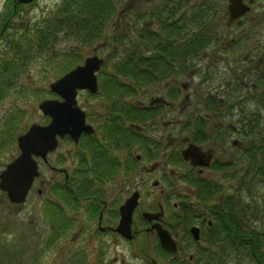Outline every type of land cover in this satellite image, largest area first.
Listing matches in <instances>:
<instances>
[{
    "label": "flooded vegetation",
    "instance_id": "1",
    "mask_svg": "<svg viewBox=\"0 0 264 264\" xmlns=\"http://www.w3.org/2000/svg\"><path fill=\"white\" fill-rule=\"evenodd\" d=\"M37 3L38 0H2L0 2L1 58H3L5 53L9 54L7 48H10V40H13L14 37L13 34L9 38L12 27L17 25V29L14 31L16 34H19L22 27H26L25 29L23 28V30H29L33 24L39 20L37 17L38 15L33 12V8L37 6ZM130 7L131 6H128V8ZM138 8L142 10L141 5H138ZM139 16L141 20V14H139ZM230 32L231 31H228L227 34ZM261 54H263V58L258 60L259 66L264 65V52ZM185 56L181 58L184 63V70L186 66L189 65V58ZM218 58L219 57L215 60L218 61ZM235 64V67H239L243 62L236 61ZM220 66L221 64L218 62L215 64H208L206 71H210L209 67L221 70ZM200 68L202 69L201 66ZM189 79L191 80L194 78L189 77ZM11 82H14V74L12 64L10 63L5 68L3 67L0 69V94L5 93V87ZM155 85L157 84H142L136 86V91L141 90V92L138 93V96L134 97L132 102L138 118L135 122V128H131L130 130L131 133L136 135V139H138V146L135 151H127L126 153L114 151H123V147L120 145L116 146V137L111 138L109 135L102 132V126L105 125V121H98L108 116L109 102L105 99V95L102 91H99L91 96L93 105H87V110L90 111L91 109L92 113L93 120H90L89 123L93 128V133L87 135V140L85 134L80 136L81 141L74 144L75 151H69L67 154H63V156L57 158L58 162H68V167H72H54L50 164L49 160L42 157L36 158L39 167L41 164L44 166L46 165L54 174L60 177L59 179L63 178L61 186L57 189L58 198L55 202V207L57 209L55 218V241L67 239L72 233H69V231L74 230L76 226H80L81 221L77 224L76 216H73L72 213L79 205L86 204L91 212L90 216H94L93 220H95V225L92 224L93 227L91 228L92 234L88 237L115 235L123 242L135 243L141 237L150 236L155 238V246L158 247L155 226L161 225L170 233L177 243V254H171V259L180 258L184 260L185 263L189 264H196L198 261H200L199 263L201 264H218L222 239L226 234V230L229 228L228 219L230 218L231 222L238 227L240 221L242 228H254L250 221L253 208L251 204H254V197H247V204H244L242 197L238 196L239 186H243L239 191L243 190V192L249 193V187L253 179L252 174H244V172L249 169L250 151H215V149H217L216 147H205L206 145L201 143L197 145L200 146L203 151L198 152L205 155V157H210L208 166L199 163L200 159L197 153H195L196 157L194 160V163L197 164H192L191 160H183L181 158L182 150L189 144L196 145V139L190 137L189 132L187 133L191 127L189 125L190 117L187 116L184 120L180 121L181 127L178 135H174L167 139L163 134L160 135L159 127L162 125L164 130V128H167L172 122L168 118V113L172 112L174 108V96H176L177 99L178 94L176 92V87L171 88L170 92L166 91L161 92L162 94H158L159 89ZM188 85L189 84L185 82L180 83L181 90L185 91L182 86L186 89ZM146 87H151L149 94H144L142 91V89ZM206 95L211 96L208 94ZM122 96L124 97V95ZM189 97V94H185L184 98L186 100L184 101L188 102ZM129 103L132 104L130 101ZM117 104H127V101L126 99H122L118 101ZM186 108L187 107H183L184 110ZM216 116L217 112H214L213 116L212 114L206 113L205 116L201 115V117H197V119H200L202 122L206 120L220 122L219 120H215L217 119ZM123 125L121 126L122 129H124ZM215 127H219V124H215ZM228 129L237 135L236 127L229 125ZM182 131L185 132L184 135H182ZM118 137L124 136L120 134ZM209 138L212 139V136L207 132L204 133L203 138L198 139V141L205 142ZM85 141L87 142V147L83 144ZM140 141L143 144L150 141L152 149H150V151H144L143 145H139ZM233 141L234 140H232V142ZM222 144H224L223 139L220 145ZM76 149H78V151H76ZM113 152L118 153V156ZM109 157L114 158L116 163L118 160L119 162H124L128 159L125 163L128 169L123 173L120 171L119 173L113 172L110 174L109 171L106 174L100 175L99 172L107 167L110 161ZM82 162L87 163L89 169L88 179H90L91 185H89L88 194L79 196L78 172L81 167H83L82 164L80 165ZM116 163L114 162V164ZM180 169H182V172H180ZM218 169L228 170V172L232 171L231 175H227V178L237 183L232 193L224 194L222 183L214 181L208 175L209 171H216ZM160 170L164 174L163 177L159 178V180L155 178L151 180V186L155 191L157 188L161 189L159 198L156 200L154 190H146L145 196L148 199L147 202L142 205L143 195L141 187L145 182V176ZM133 173L134 176L130 182L134 187L122 201L123 203L135 191L139 193L138 204L132 213L131 230L134 236L131 240H127L116 232L120 220L119 206L122 203L117 207L111 208V203L107 197V190H105V187L108 186L111 180L117 179L116 177L119 178V176L122 175L121 177L128 178ZM38 178L34 180L33 186ZM180 179L182 180V188H179V191L184 190L181 196H171V193H164V187L172 186L174 183L179 182ZM184 181L185 183H183ZM40 187L43 190L45 181L40 184ZM32 192L33 189H31L30 193ZM66 192H69L70 195L64 194ZM4 200L6 201V203L3 202L4 205L10 208L18 206L9 203L6 197ZM247 206L250 208V212L245 215V212L243 214V210ZM239 208L242 210V213L239 212ZM69 213H71V216L68 215ZM145 214H160V218H151L148 220ZM192 228L197 229V239L193 236ZM82 236L84 235H82L80 226L75 237L70 240L71 245L76 243L77 239H80ZM87 243L88 244H86L84 248L90 249L89 245L91 244L90 242ZM61 247L63 248V245H61ZM80 248H72V250H75L74 252L77 253V256L74 254L76 257L70 258V256H67L70 254L68 253L66 255L67 258L62 262L66 261V264H89V261L86 260L82 252L83 250ZM143 252L144 250L141 248L140 253ZM66 256L63 254L62 258ZM199 257L201 260H198ZM212 257L214 258L213 261ZM96 261H99L98 257H96ZM219 264H222L221 259Z\"/></svg>",
    "mask_w": 264,
    "mask_h": 264
},
{
    "label": "rangeland",
    "instance_id": "2",
    "mask_svg": "<svg viewBox=\"0 0 264 264\" xmlns=\"http://www.w3.org/2000/svg\"><path fill=\"white\" fill-rule=\"evenodd\" d=\"M1 1L2 0H0V2ZM143 1L145 0H141V2ZM151 1V5L140 3L143 5L141 8L150 9L153 7L154 9L157 0ZM204 1H209L210 3L215 2L218 4L219 9L216 6L218 35L222 32H226L222 27V9L223 11H226L227 0H187L183 6V10L179 11L185 16L186 35L184 34L182 38L179 36L175 43L176 46L184 45L183 43L188 41L190 21L187 17L190 16L192 8H195L199 3ZM127 3V0H120L119 4L118 0V3L114 6L115 13L113 19L106 22L102 35L106 37L107 33L111 32L114 28L120 29L119 26H115V17L119 11L122 12V9L125 8ZM61 4L62 0H38L37 6L33 8V12L38 15V19L40 18L38 25L43 22L46 16H49L53 9ZM252 12H254L253 16L255 15L259 17L262 14L264 15V0H257V7L254 6ZM153 22L154 21L147 17L141 19L133 28V35H136L137 31L141 30L145 24L152 30L157 29L158 25ZM152 24L153 26H151ZM180 24L182 25V20L180 21ZM258 26L264 27V23ZM16 27L17 25L12 27L9 38L13 34H16L14 31L17 29ZM18 35L19 34H16L14 36V41L18 38ZM57 38L58 40L48 53H43L40 56L38 53L34 58L35 60L28 63L19 76H16L14 82L9 83V85L5 87V93L0 94V170L6 163L15 159L19 153L16 146L17 135L27 130V128L33 123H45L46 119L44 118V115L38 110V103L43 99L55 98V95L49 91V84L59 78L67 68L63 63V54H68L70 49L78 44L76 40L66 38L65 36H61V34L59 36L57 35ZM209 44L215 46L214 41ZM220 47L221 45L219 48ZM92 49L93 47L91 44L75 48V50L78 51V56L76 57L74 64H80L83 58L91 53ZM7 52L12 55V51L8 48ZM101 53L106 54V49L101 51ZM209 54L210 61L213 62L212 58L217 55L216 47H213ZM226 56L227 55H225V57ZM227 58H231V56L228 55ZM2 59L5 60L7 58L3 57ZM189 62L193 63V60ZM220 64L222 66H220L221 70L209 67L210 71L209 74H207L206 69L208 68V63H199L202 70H200L198 75L193 77L194 79L190 80L189 77L192 78V74L189 71L181 74L178 70V67L182 65V60H175L173 64L175 68L174 72L160 82L155 83L157 84L155 86L159 89L158 94H162L161 92L166 91L170 92V89L173 87H176V92L178 94L177 99L176 96H174V108L172 109V112L168 113V118L172 122L167 128H164V130L162 125L159 127L160 135L163 134L166 136V139L178 135L181 127L180 121L184 120L187 116L190 117L189 125L191 126L190 131H192L197 127L196 124L192 125L195 118L201 117V115L205 116L206 113L212 114L204 108V99H214L217 97L222 100V105L219 111L220 114H217V119L215 120H219L220 122L210 120L204 125V132H209V135H212L216 129L222 134L220 137L216 138L212 136V139L209 138L205 142L202 141V143L206 145L205 147H216L217 149H215V151H236V149L231 146V141L232 139L239 140L241 137L239 135L234 137V135L225 128L228 124L241 127L239 116H243L245 113L244 104L241 101L240 92L237 88H234V82H236V79L232 76L233 73L226 68L227 66L225 65V62H221ZM110 70H112L111 63H107L103 72H109ZM202 76L208 77L204 78ZM182 82L189 84L185 91L181 90L180 83ZM150 88L151 87L143 88V93L149 94ZM139 92H141V90H137L134 94L127 95L125 99L128 100L130 97L138 96ZM185 94L190 95L188 102L184 101L186 100L184 98ZM206 94L211 96H207ZM77 100L78 104L86 110L87 105H93L91 98L86 92H80ZM253 105L254 104L251 103L250 107H253ZM183 107L187 108L184 110ZM250 107L247 106L248 109ZM214 111H218L217 107H215ZM88 112H91V110H88L87 113ZM215 124H219V127H215ZM125 125H127V123ZM260 125L264 129V111L261 114ZM184 134L185 132L182 131V135ZM222 139L224 140V144L220 145ZM137 146L138 144H132V146L126 150L114 151L125 153L129 150L136 149ZM147 148L150 149L149 147ZM69 151H75L72 144L69 142L62 143L56 152L51 156H48L50 164L54 167L61 166L62 168H71L72 166L68 167V162H58L57 160V158L63 156V154H67ZM76 151H78V149H76ZM113 153L118 156V153ZM180 172H182V169H180ZM40 173V177L36 181L33 192L29 195L27 201L23 205L13 208L4 205V203H6L4 200L5 196L0 192V248L3 249L2 252L4 255L2 256H8V254H11V264H66V261H62L67 258V256H70V258H75L77 256V253L74 252L75 250H72V248L80 247H83L80 249L83 250L82 252L86 260L89 261V264H145V261H147L146 258L155 257L154 248L156 240L154 237H141L135 243L123 242L115 235L88 237L92 234L91 228L93 227L92 224L95 225V220H93L94 216H90L91 212L86 204L79 205L72 213L73 216H76L77 224L81 221V224H79L81 226L82 235L86 237L82 236L80 239H77L76 243L71 245L70 240L75 237L78 228H80V226H76L74 230L69 231V233H72L68 236V240L61 239L60 241H55V237L51 231V225H56V219L54 215H50L48 207L56 208L55 202L58 198L57 189L61 186L63 178L59 179L60 177L58 175L54 174L46 165L44 166L42 164L40 165ZM163 175L164 174L160 170L151 175L145 176V182L141 187L143 195L142 205L145 204L148 199L145 196V191L154 190L151 186V180L154 178L159 180ZM208 175L214 181L222 183L224 194L232 193L235 190V186L237 185L236 181L227 178L225 171H221L220 169L216 171L211 170L208 172ZM121 176H119V178L116 177L117 179L111 180L108 183V186L105 187V190H107V197L111 203V208L119 206L125 196L129 194L134 187L130 182L134 173L129 176L130 179L129 177L125 178ZM44 181L45 193L42 196H38L36 189L40 187V184L44 183ZM257 182V184H252L249 193L245 191L243 192V190L239 191V186L238 196L242 197L244 203H246L247 197L252 198L253 196V202L259 204L257 205L261 207L262 211L255 217L252 214L253 218L250 215V221L255 229L264 233V181ZM181 184L180 181L176 182L174 183V186H170V188L164 187L163 185L164 193H171V196H176L178 192V196H181L184 192V190L178 191L179 188H182ZM160 191L161 189L157 188L154 193V195H156V200L160 196ZM253 205L254 204H251V207H253ZM68 215L71 216V213ZM87 242H90L91 244L89 245L90 249L84 248L86 247V244H88ZM61 245H63V248ZM141 248L144 250L143 253H140ZM68 253L70 254L67 255ZM63 254L64 256H67L62 258ZM231 255V257L223 258L224 264H254L249 258H246L247 255H245L244 251L242 252L244 257L241 256V259L238 261L239 263L236 262L238 260L235 256L236 252ZM96 257L99 258L98 262L96 261ZM164 260L165 256L161 255V253L159 254V257L156 258V262L159 264ZM3 264L10 263L5 261Z\"/></svg>",
    "mask_w": 264,
    "mask_h": 264
},
{
    "label": "trees",
    "instance_id": "3",
    "mask_svg": "<svg viewBox=\"0 0 264 264\" xmlns=\"http://www.w3.org/2000/svg\"><path fill=\"white\" fill-rule=\"evenodd\" d=\"M129 2L132 6L125 10L127 15L118 20L120 29L115 32L112 31L107 40L108 44L112 46L107 60V63H111L112 70L102 72L100 77V84L103 85L102 92L108 95L107 98L111 102L118 101L119 94L122 92L134 94L136 85L156 83L165 79L174 72L175 60H180L185 55L198 56L212 36L215 27L214 21L218 19L216 7L212 5L215 4L219 9L218 4L215 2L211 4L209 1L199 3L195 8H192L190 16L187 17L190 21L187 43L184 42L185 45L176 46L175 43L179 36L182 38L186 30L185 16L179 11L183 10L187 0H158L154 9L152 7L143 10L144 18L147 17L154 21L153 23H156L158 27L152 30L144 26L137 31L136 35H133V28L140 19L137 13L140 11L137 9L139 1L129 0ZM117 3L118 0H62L60 6L53 9L41 24L32 29L34 33L31 34L28 30H23L26 27H22L23 31L17 36L18 38L15 41L10 40L12 55L5 53L3 57L13 64L15 70H20L28 60L34 61L38 53L39 56L48 53L58 40L57 35L61 34V36L78 42L68 54H63V63L67 70L74 64L78 56V51L75 48L91 44L102 36L104 26L108 20L112 19L115 13L114 6ZM210 7L211 12H209ZM181 20L182 25L180 24ZM262 58L263 54H260L257 60ZM0 61V69L5 68L7 61H3L2 58ZM254 61L255 58L245 60L241 66L236 68L234 75L237 81L234 82V88L240 92L241 101L244 105L250 96L257 102L256 108L251 113L241 116L239 120L241 123L240 131L247 139L242 151H250L248 172L252 174V180L257 184V181H264V129L260 125L261 114L264 111V65L252 66ZM183 67L180 65L178 70L184 72ZM113 94H117V96L114 97ZM216 103V99L214 102H206V108L210 110L215 107ZM127 106L113 104L106 118L109 136L111 138L116 137V146L120 145L123 148L134 141L136 135L127 130L125 137H118L121 134L122 121L126 119L133 121L138 118L133 106L129 104ZM197 123L198 128L192 130L191 134L195 139H201L203 138V123ZM109 160L107 167L99 172L100 175L109 171L112 174L128 169L126 166L123 169V166L118 161L116 163L112 157H109ZM81 164L83 167L78 172L79 196L88 194L89 185H91V181L88 179L87 163L82 162ZM64 194L70 195L69 192ZM257 204L254 203L252 208L251 214L254 217L262 211ZM52 210L57 209L53 207ZM239 212L242 213L240 208ZM244 212L247 215L250 208L245 207L243 214ZM228 221L229 228L222 239L218 264L220 259L224 264L223 258L231 257L234 252H236V259H238L236 262L239 263L243 251L250 261L256 262V264H264V233L255 228H242L240 221L239 227L231 222L230 218ZM52 230L55 233L54 224H52ZM160 253L165 255V260H170L166 264H189L180 258L171 259L170 253L159 248L158 255ZM2 255L0 249V264L6 260V256ZM198 260L201 258L199 257ZM150 261H148L149 264H159L156 263V260ZM199 262L196 264H201Z\"/></svg>",
    "mask_w": 264,
    "mask_h": 264
},
{
    "label": "water",
    "instance_id": "4",
    "mask_svg": "<svg viewBox=\"0 0 264 264\" xmlns=\"http://www.w3.org/2000/svg\"><path fill=\"white\" fill-rule=\"evenodd\" d=\"M28 1V0H27ZM249 7L243 3V0H228L229 21H232L244 14ZM104 60L97 56H91L85 59L83 65L76 66L63 77L50 84L51 91L60 95L64 101L44 100L39 104V108L45 115L51 117L47 126L33 124L29 130L18 137L19 156L6 166L0 173V189L4 191L10 202L18 204L25 201L27 192L36 176H38L37 163L33 155L45 158L48 151H53L57 145L56 135L63 136L69 134L77 141L82 131L91 132V128L85 125V114L76 105V95L78 89H87L94 93L97 91L98 71ZM182 155L185 159H190L192 164L195 161V153L200 158L202 154L200 148L190 144L184 150ZM204 159H206L204 157ZM200 164L208 165L200 159ZM138 193L130 196L119 208L120 220L116 231L127 239L132 238L131 234V215L137 204ZM159 214L145 217L158 218ZM160 245L172 252L176 251V243L171 238L168 231L160 225L155 226ZM193 236L198 238L197 229L192 228Z\"/></svg>",
    "mask_w": 264,
    "mask_h": 264
},
{
    "label": "bare ground",
    "instance_id": "5",
    "mask_svg": "<svg viewBox=\"0 0 264 264\" xmlns=\"http://www.w3.org/2000/svg\"><path fill=\"white\" fill-rule=\"evenodd\" d=\"M45 193V189L43 188V190H42V195Z\"/></svg>",
    "mask_w": 264,
    "mask_h": 264
}]
</instances>
